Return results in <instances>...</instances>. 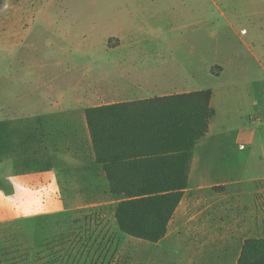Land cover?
<instances>
[{
  "label": "crops",
  "instance_id": "1",
  "mask_svg": "<svg viewBox=\"0 0 264 264\" xmlns=\"http://www.w3.org/2000/svg\"><path fill=\"white\" fill-rule=\"evenodd\" d=\"M114 49L124 56L102 65V104L93 103L92 85L55 95L24 81L15 90L7 78L0 86V178L50 177L60 213L115 206L106 173L95 161L85 110L210 89L214 115L195 143L187 188L165 236L145 242L122 233L115 221L75 228L96 230L97 242L112 234L135 246L133 253L91 254L88 264H237L245 241L264 240V55L250 51L260 69L256 78L224 81L219 65L217 76L191 61L181 70L163 68L169 47ZM250 66L241 63L239 69L248 72ZM210 77L218 82L204 86L202 80ZM12 247H2L0 256L7 259Z\"/></svg>",
  "mask_w": 264,
  "mask_h": 264
},
{
  "label": "rangeland",
  "instance_id": "2",
  "mask_svg": "<svg viewBox=\"0 0 264 264\" xmlns=\"http://www.w3.org/2000/svg\"><path fill=\"white\" fill-rule=\"evenodd\" d=\"M120 45L169 47L163 68L181 70L191 61L199 69L224 67V81L256 78L260 69L250 51L264 55V0H5L0 86L8 78L15 90L24 81L32 83L30 89L40 85L39 92L56 95L92 85L93 103L102 104V65L124 56L114 49ZM241 63L252 67L240 70ZM2 178L0 249L13 246L12 264H88L91 254L133 253L132 243L112 234L97 242L96 230L75 228L114 222V204L60 213L50 177Z\"/></svg>",
  "mask_w": 264,
  "mask_h": 264
},
{
  "label": "trees",
  "instance_id": "3",
  "mask_svg": "<svg viewBox=\"0 0 264 264\" xmlns=\"http://www.w3.org/2000/svg\"><path fill=\"white\" fill-rule=\"evenodd\" d=\"M220 71L210 70L214 76ZM211 96L206 89L85 110L95 161L117 202L113 218L122 233L150 243L165 236L187 188L195 143L214 115ZM12 256L0 264H12ZM237 264H264V240L245 241Z\"/></svg>",
  "mask_w": 264,
  "mask_h": 264
}]
</instances>
